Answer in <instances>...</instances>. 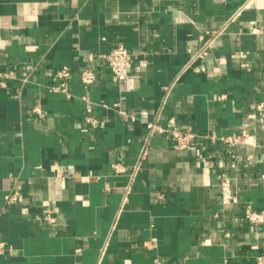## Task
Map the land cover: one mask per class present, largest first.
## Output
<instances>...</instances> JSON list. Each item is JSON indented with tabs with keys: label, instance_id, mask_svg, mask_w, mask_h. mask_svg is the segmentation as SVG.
Returning a JSON list of instances; mask_svg holds the SVG:
<instances>
[{
	"label": "crops",
	"instance_id": "obj_1",
	"mask_svg": "<svg viewBox=\"0 0 264 264\" xmlns=\"http://www.w3.org/2000/svg\"><path fill=\"white\" fill-rule=\"evenodd\" d=\"M255 2L0 0V71L17 74L0 87V238L10 247L0 264H255L264 224L244 219L248 202L264 209V34L253 31L264 28V6ZM119 44L133 61L122 81L102 56ZM196 56L205 71L186 69ZM63 66L71 98L50 90ZM84 68L96 73L87 90ZM157 119L191 128L198 144L179 150L170 133H154L126 196L129 175L113 164L132 170ZM244 128L251 144L211 138ZM224 181L236 201L225 200ZM11 189L23 197L7 205Z\"/></svg>",
	"mask_w": 264,
	"mask_h": 264
},
{
	"label": "built area",
	"instance_id": "obj_2",
	"mask_svg": "<svg viewBox=\"0 0 264 264\" xmlns=\"http://www.w3.org/2000/svg\"><path fill=\"white\" fill-rule=\"evenodd\" d=\"M253 2H255L253 0ZM258 5L264 6V1L261 3H257ZM235 16H233L231 19H234ZM253 31L257 33L264 34V28H257L253 27ZM103 58L108 63V66L112 70L115 77L118 79V81H122L125 76H127L130 72L131 66H132V56L128 48H126L123 44H119L115 46L112 50H110L107 53L102 54ZM197 60V56L187 65L186 69L188 68H194L196 71H205L206 68L201 65H195L194 63ZM23 75H27V72H24ZM56 76L59 79V83L57 85H53L50 87L51 91L55 92H62L64 93L68 98H71L73 94L69 90V81L72 77V70L69 66H63L60 69L57 70ZM17 78V74L14 70H6V71H0V87H6L7 86V80L8 79H14ZM81 82L84 86V88L87 90L92 84L96 81V73L94 69L92 68H84L81 70ZM81 99L85 102L86 108L88 111V115L86 117L87 122H89L93 127L98 126L99 119H97L95 116L92 115V109L94 102L89 98V96L84 93L81 96ZM108 107V105H104ZM114 108H118V111L121 114L128 115L132 121H135L137 119L136 115L134 114H128L126 111L121 109L120 102H116L113 105ZM259 110L264 109V104H260L257 106ZM33 111L38 114L40 117H44L45 113L40 105H37L34 107ZM171 123H175V119H170ZM156 132L159 133H170L175 147L179 150L189 149L198 144V134L195 133L191 128H188L186 130H180L177 128L169 129L159 123V120L155 121H149L147 122V136L144 139L140 154L138 156V159L136 163L133 165L132 170H128L127 166L120 162H115L113 164V169L115 173L117 174H125L127 173L129 175V184L126 186V193L127 196L132 189V184L136 180L139 171L141 169V166L144 162V160L149 155V145H150V139L152 135ZM211 138L215 141H220L229 148L236 147L242 144H251L250 142V134L246 128H244L241 132H235L232 135L229 136H216L213 134ZM56 165V176L59 178H62L64 175L63 170L60 168L58 164ZM235 166V164L233 165ZM107 190H110V186H106ZM222 191L223 195L226 201H236L237 199L231 196L229 193L230 188L228 181L222 182ZM23 194L20 190L17 189H11L10 193L7 198V205H14L19 203L22 200ZM45 220L54 223L56 221L55 216L53 215V209L51 207H48L45 212L44 216ZM244 219L254 227L261 226L264 224V209H256L250 202H248L245 206V212H244ZM10 250V247L4 239L0 238V255H5ZM255 264H264V251L259 253L256 256V262Z\"/></svg>",
	"mask_w": 264,
	"mask_h": 264
},
{
	"label": "bare ground",
	"instance_id": "obj_3",
	"mask_svg": "<svg viewBox=\"0 0 264 264\" xmlns=\"http://www.w3.org/2000/svg\"><path fill=\"white\" fill-rule=\"evenodd\" d=\"M257 3H259V0L257 1Z\"/></svg>",
	"mask_w": 264,
	"mask_h": 264
}]
</instances>
